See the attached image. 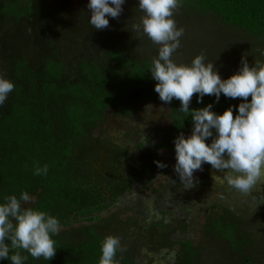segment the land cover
<instances>
[{
    "label": "rangeland",
    "instance_id": "374dc122",
    "mask_svg": "<svg viewBox=\"0 0 264 264\" xmlns=\"http://www.w3.org/2000/svg\"><path fill=\"white\" fill-rule=\"evenodd\" d=\"M87 3L88 0H0V75L15 84L20 63L25 62L39 73L45 63L55 60L65 65L61 83L83 80V64H105L107 50L118 43L124 44L126 53L136 61L152 62L157 57L159 46L133 28L143 15L137 7L138 0H126L120 17L109 18V27L101 31L88 23ZM12 5L17 6L16 12ZM174 19L184 29L181 47L172 57L177 63L190 64L194 57L204 54L222 79L238 70L242 56L249 66L264 63V41L244 30L223 24L210 14L188 12L182 6ZM13 93L14 90L0 107V117L10 112ZM220 99L234 105L241 102V98L223 95ZM59 109L54 104L52 119L65 137ZM170 112L168 104L153 101L131 115L112 108L96 125L88 123L83 136L73 137L66 178L93 192L91 204L111 205L115 197L117 203L100 212L93 222L61 225L59 235L54 236L58 248L55 257L37 260L26 253L25 264H67L77 258L76 247L88 238L90 228L103 237H120L125 251L116 259L118 264H178L179 243L185 239L198 252L194 264H244L241 253L208 234L211 217L239 222L252 245L243 248V256L254 264H264V184L244 195L213 180L214 174L222 173L204 164L203 171L194 173L195 184L188 189L173 170L176 161L172 151L161 155L160 161L168 166L155 169L151 175L156 177L151 182L149 176L136 179L143 172L140 145L146 149L155 146L159 139L156 131L171 123ZM190 134L191 131L184 133L186 137ZM169 168L172 169L165 171ZM5 189L0 186V203L10 195ZM31 195L37 202L39 192Z\"/></svg>",
    "mask_w": 264,
    "mask_h": 264
},
{
    "label": "trees",
    "instance_id": "16d2710c",
    "mask_svg": "<svg viewBox=\"0 0 264 264\" xmlns=\"http://www.w3.org/2000/svg\"><path fill=\"white\" fill-rule=\"evenodd\" d=\"M181 6L188 12L213 15L223 24L264 41V0H181ZM11 9L16 12L17 6L12 5ZM125 48L124 44L118 43L107 50L105 64L91 66L84 63L82 68L86 79L66 84L60 82L65 73L63 62L49 60L39 73L27 67L25 62L16 69L14 101L10 112L0 117V186L17 197L24 192H39L36 207L58 218L61 225L73 221L93 222L100 217V212L111 206L91 204L93 192L73 185L66 178V167L74 149L73 137L83 136L88 123L96 125L112 108L118 109L120 114L131 115L138 105L149 100L162 102L154 91L156 81L149 71L152 62L136 61ZM66 98L68 100L63 102ZM214 100V96L206 95L203 103L198 104L194 94L190 108L198 109L213 103V111L221 114L234 105L222 99L219 103ZM54 104L60 106L65 137L60 135L52 119ZM170 106L172 124L158 129L159 142L152 149L140 145L143 172L137 178L150 175L151 182L156 177L151 173L158 168L155 162L163 153L174 152L175 137L191 131V117L184 120L183 113L178 110L180 101L173 99ZM233 114L235 116V111ZM45 164L49 167L47 176L33 174L37 166ZM113 200L115 205L116 197ZM73 210L76 212L72 213ZM209 220L207 232L211 237L223 239L233 251L241 253L244 264H254L243 256V248L252 245L239 222H225L216 217ZM87 236L76 247L77 258L67 264H99L104 237L94 228L89 229ZM179 245L178 264H194L198 252L191 241L185 239ZM14 251L17 250L11 251L10 255ZM21 253L27 252L21 250ZM119 255L120 252L116 259ZM8 263L11 261H0V264Z\"/></svg>",
    "mask_w": 264,
    "mask_h": 264
},
{
    "label": "clouds",
    "instance_id": "9594fccd",
    "mask_svg": "<svg viewBox=\"0 0 264 264\" xmlns=\"http://www.w3.org/2000/svg\"><path fill=\"white\" fill-rule=\"evenodd\" d=\"M125 3L126 0H88V23L97 31L108 28L109 18H119ZM180 6L181 0H138L137 7L143 15L133 25L135 31L159 46L149 71L156 81L154 91L160 101L171 104L173 99L179 100L178 110L184 120L191 117V134L186 137L181 132L174 138L173 170L180 182L191 189L194 173L209 164L214 172L222 173L214 174L213 180L248 195L257 185L264 184V63L249 66L242 56L238 70L226 79L204 54L194 57L190 64L177 63L172 57L181 47L184 35V29L174 19ZM14 88L11 79L0 75V107ZM194 94L198 104L206 95L214 96V103H219L221 95L241 98V102L218 114L213 111V103L191 109ZM155 163L161 169L168 166L161 161ZM48 171L45 164L37 166L33 174L47 176ZM61 227L58 218L39 210L35 197L27 192L19 197L5 196L0 203V261L25 264L28 256L22 255L21 250L33 259L50 261L58 249L53 237L59 235ZM13 250L17 251L10 255ZM123 251L120 237H104L99 264H118L117 253Z\"/></svg>",
    "mask_w": 264,
    "mask_h": 264
},
{
    "label": "flooded vegetation",
    "instance_id": "af4514ba",
    "mask_svg": "<svg viewBox=\"0 0 264 264\" xmlns=\"http://www.w3.org/2000/svg\"><path fill=\"white\" fill-rule=\"evenodd\" d=\"M149 101H153V100H149ZM147 102H148V101H147ZM153 102H155V101H153ZM145 103H146V102H145ZM157 103H163V102H157ZM168 105L170 106V104H168ZM140 106H141V105H138V106H137V110L139 109ZM170 109H171V106H170ZM110 110H111V109H110ZM137 110H136V111H137ZM107 111H109V110H107ZM107 111H106V112H107ZM136 111H135V112H136ZM106 112H105V113H106ZM135 112H134V113H135ZM170 113H171V112H170ZM132 114H133V113H132ZM170 117H171V116H170ZM171 124H172V119H171V123H170L168 126H170ZM166 127H167V126H165V127H160L159 129H165ZM157 131H158V130H157ZM157 131H156V132H157ZM157 135H158L159 139H158V141L155 143V145H156V144L159 142V140L161 139V137H160V135H159V132H157ZM172 152H173V151H172ZM160 158H161V157H160ZM159 161H160V159H159ZM166 170H167V169H166ZM166 170H165V171H166ZM147 176L150 177V175H147ZM147 176H140L139 178L142 179V178H145V177H147ZM139 178H136V179H139ZM31 194H32V193H31ZM31 194H30V195H31ZM112 200H113V199H112ZM111 202H112V201H111ZM34 205H35V204H34ZM34 205H31V206H34ZM111 205H113V203H111Z\"/></svg>",
    "mask_w": 264,
    "mask_h": 264
}]
</instances>
